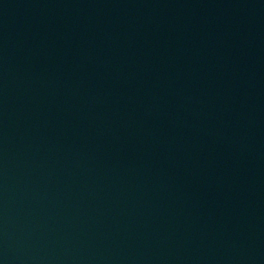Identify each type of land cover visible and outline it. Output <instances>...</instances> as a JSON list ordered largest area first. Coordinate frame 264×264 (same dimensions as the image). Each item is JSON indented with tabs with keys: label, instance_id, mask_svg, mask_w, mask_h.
Returning a JSON list of instances; mask_svg holds the SVG:
<instances>
[{
	"label": "water",
	"instance_id": "water-1",
	"mask_svg": "<svg viewBox=\"0 0 264 264\" xmlns=\"http://www.w3.org/2000/svg\"><path fill=\"white\" fill-rule=\"evenodd\" d=\"M0 264H264V0H0Z\"/></svg>",
	"mask_w": 264,
	"mask_h": 264
}]
</instances>
